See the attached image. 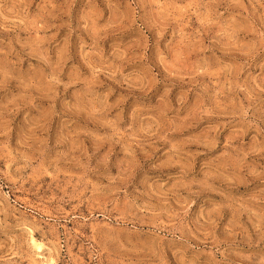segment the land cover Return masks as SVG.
<instances>
[{
  "label": "rangeland",
  "instance_id": "374dc122",
  "mask_svg": "<svg viewBox=\"0 0 264 264\" xmlns=\"http://www.w3.org/2000/svg\"><path fill=\"white\" fill-rule=\"evenodd\" d=\"M0 264H264V0H0Z\"/></svg>",
  "mask_w": 264,
  "mask_h": 264
}]
</instances>
